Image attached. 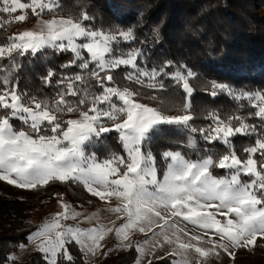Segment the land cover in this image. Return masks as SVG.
<instances>
[{"label": "snow or ice", "instance_id": "snow-or-ice-1", "mask_svg": "<svg viewBox=\"0 0 264 264\" xmlns=\"http://www.w3.org/2000/svg\"><path fill=\"white\" fill-rule=\"evenodd\" d=\"M60 6L59 0H0V14L10 18L0 19V26L13 20L25 21L26 13L12 15L18 10L31 9L40 16L45 9L55 13ZM92 20L94 17L87 12L77 19L43 20L39 31H23L0 46V60L7 59L11 65L9 69L0 63V72L7 73L0 77V181L24 189L61 182L82 185L102 200L116 197L120 204L114 211L127 214L126 223L116 229L126 248L133 247L129 230H151L154 218L167 225L165 213L197 225L204 230V236L216 237L206 241L211 248L205 250L199 246L205 242L203 236L192 235L189 243H179L185 252L194 249L206 258L211 254L218 256L217 250L222 249L234 259L233 250L256 246L257 238H264V92L237 94L230 85L211 81L205 89L213 99L220 92L237 100L256 101L251 107L258 111L248 116L259 117L261 125L258 128L247 123L241 115L224 119L213 111L204 117L210 122L197 128L191 123L195 116L194 88L190 83L196 73L186 65L169 71L174 67L173 61L149 68L144 64L141 49L124 51L120 47L122 42L136 39L131 27L105 30L84 23ZM49 49L71 52V59L60 67L79 71L58 74L49 68L41 80L55 90L50 97L18 91V80L13 83V74L22 67L17 57L35 56ZM122 68L128 70L121 73L118 70ZM121 75L129 85L139 87L121 86ZM54 76L58 77L55 81ZM164 78L183 93L178 105L166 106L161 102L148 106L137 102L136 98L142 95L139 88L146 81H150L147 87L166 94ZM148 99L157 101L158 96ZM67 115L77 118L64 119ZM13 121L21 122L23 127L17 128ZM163 126L199 134L207 144L219 143L226 150L218 154L204 149L195 161L181 151H165L162 159L166 167L161 171L149 145L154 133ZM112 132L117 134L121 152L109 151L101 158L96 151H90ZM237 136L255 137L254 144L242 149L243 155L235 148ZM193 141L194 136H190L187 147L195 148ZM216 169L224 170L225 175H216ZM64 218H68L67 213ZM34 238L41 240L37 248L44 254L46 264H74L70 245L95 254L104 237L103 230L62 227L57 218L29 235L30 241ZM134 247L141 257L145 254L141 245ZM136 264H141V260L137 259Z\"/></svg>", "mask_w": 264, "mask_h": 264}, {"label": "trees", "instance_id": "trees-1", "mask_svg": "<svg viewBox=\"0 0 264 264\" xmlns=\"http://www.w3.org/2000/svg\"><path fill=\"white\" fill-rule=\"evenodd\" d=\"M60 8L55 13H43L47 16H67L77 19L83 12L94 17L85 21L97 29H133L136 39L122 42L124 49L137 48L144 52V64L149 68L159 67L165 61H173L174 67L186 65L196 73L191 78L194 88L192 105L195 119L191 122L197 128L206 126L210 121L204 117L213 111L227 119L231 116L246 117V122L259 128V117L248 116L257 108L251 107L256 101L237 100L227 93H220L215 99L206 94L205 85L211 81L226 83L237 93L264 92V0H59ZM45 14V15H44ZM29 18V17H28ZM36 17L26 19L32 22ZM13 34L10 24L0 26V46L7 44ZM72 57L71 52L59 53L45 50L35 56L17 57L22 65L19 73L13 74V83L18 80V91L35 94L38 97L53 96L55 90L46 87L41 77L49 68L58 74H71L79 71L75 68L61 69L60 65ZM139 63H141L138 60ZM0 63L11 65L7 59ZM142 64V66H144ZM122 69L118 70L122 73ZM173 68L169 69L172 71ZM125 71V70H124ZM7 73L0 72V77ZM58 77L54 76L53 81ZM123 81V82H122ZM119 82H126L122 75ZM166 96L181 100L183 93L172 81L164 79ZM125 84V83H124ZM126 86V84H125ZM133 88L139 87L129 85ZM152 88L140 87L141 97L153 94ZM210 90V88H209ZM158 92L156 89L152 90ZM161 94V93H160ZM73 99V98H70ZM241 105L243 107H241ZM72 115H67L68 119ZM17 128L23 125L13 121ZM238 126L237 121H233ZM194 136L195 148L187 147L188 138ZM255 137H235V148L243 155L242 149L251 146ZM149 148L156 159L159 170L165 168L162 159L165 151H181L187 159L197 160L204 149L221 154L226 149L222 144H207L199 134L176 131L163 126L153 135ZM103 158L109 151L121 152V146L115 132L106 134L102 144L94 149ZM256 159H260L257 154ZM216 175H224L221 169L214 170ZM58 196L65 197L73 207L92 209L96 199L82 185L50 182L33 195L23 189L0 181V264L7 260L20 245H26L29 235L38 229L34 216L44 214ZM255 253L243 252L237 258L243 264H264V245L257 244ZM74 264H87L84 252L76 244L69 246ZM134 247L114 254L105 255L96 264H133L136 259ZM20 264H46L44 254L31 252ZM61 264H67L61 261ZM151 264H172L168 259L152 261Z\"/></svg>", "mask_w": 264, "mask_h": 264}, {"label": "rangeland", "instance_id": "rangeland-1", "mask_svg": "<svg viewBox=\"0 0 264 264\" xmlns=\"http://www.w3.org/2000/svg\"><path fill=\"white\" fill-rule=\"evenodd\" d=\"M21 2H30V0H21ZM25 13L28 20L31 19V16H35L36 18L30 23H27L26 20L23 22H16L13 20L8 23L13 29V34L10 38L19 35L23 31H39L43 20H50L53 18H70L67 16H52L48 18L47 16L43 17V13H48L47 9H45L44 12L40 14V16L33 14L31 12V9H27L24 12L18 10L12 15L18 16ZM0 19L10 18L8 17V14H0ZM121 49H123L124 51L129 50L124 48ZM85 56H87V53H85ZM176 68V66L173 67L172 71H175ZM124 70L127 71L128 69L122 68L121 71L124 72ZM183 70L184 69H181V71ZM122 82H120L121 86H125V84L126 86H128L129 84L128 82H124L125 84ZM149 82L150 81H146V85ZM190 83L192 85L191 78ZM152 90L153 89H151L150 91L158 96L157 101H152L148 99V97H137V102L144 103L148 106H157L161 102L166 106H174L178 105L181 101L168 98L166 94H160L158 92L154 93ZM70 118H77V116L72 115L68 119ZM193 142L195 143V140ZM242 179L247 180L248 177H242ZM2 182L7 183L6 181ZM40 188L41 186H37L33 189H20H23L33 195H37L40 193ZM94 197L96 199V203L94 205V208L89 210L86 208H75L65 197L58 196L56 201H54L49 206L48 211H46L44 214H37L34 216L35 222L38 225V229L32 234L38 232L46 224L54 222L57 218H59V222L61 223L62 227L65 228H79L85 231L91 229L103 230L104 238L99 241L100 248L97 250V252L95 254L84 252L87 264H96L105 255H114L127 250L128 248L123 247V244L126 242L122 240V237H117L116 235V229L121 227L127 221L126 213H116L114 211V209L119 206L120 202L116 199V197H111L104 200L96 196ZM65 204L68 205L67 208L63 206ZM65 213H67V219L64 218ZM165 215L167 216V225H164V221L154 218V223L151 230L146 229L145 232H140L138 229L128 231L129 242L133 245V247L136 244L141 245L145 253L141 257L140 254H138V252L136 251L137 256L133 264H136L137 259L141 260V264H149V262L162 260L165 258H168L172 262V264L174 261H176L177 264H243L237 258L240 254L246 251L253 254L255 253V246H249L246 249L238 248L233 250L235 255L234 259L230 258L222 249L217 250L219 252L218 256L215 254H211L206 258L200 257L199 254L194 251V249H189L185 252L184 250L179 248V243H189L190 236L192 235L203 236V241L205 242H201L199 246L205 250L211 248V244L206 243V241L209 238L216 239V237L211 236V234H209V236H204V230L199 229L197 225H193L190 222L183 220L182 217H171L166 213ZM217 218L221 220L224 219L223 217ZM161 225L164 226L161 227ZM153 233L156 234L153 235ZM165 237H167V239H165ZM177 237H179V239ZM39 243H41V240L39 238H34L31 241L28 240V243L25 245V247L19 248L11 255L15 257V259L13 261H10L8 264H20L21 262H23L31 252L39 251L37 248V245ZM192 243L195 242L192 241ZM257 244L264 245V238L258 237L256 245Z\"/></svg>", "mask_w": 264, "mask_h": 264}]
</instances>
